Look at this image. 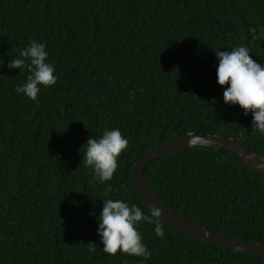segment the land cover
I'll list each match as a JSON object with an SVG mask.
<instances>
[{
    "label": "trees",
    "instance_id": "16d2710c",
    "mask_svg": "<svg viewBox=\"0 0 264 264\" xmlns=\"http://www.w3.org/2000/svg\"><path fill=\"white\" fill-rule=\"evenodd\" d=\"M251 27L257 36L264 28V0H0V264H264L262 254L198 240L161 218L163 238L155 224L137 225L148 259L109 256L98 234L103 199L150 215L132 169L173 136L231 137L264 156L252 113L224 103L216 75V50L246 46L264 65ZM33 40L57 77L36 102L16 91L29 71L7 67ZM112 129L129 143L101 183L83 153ZM144 177L188 220L264 243V172L234 153L191 146L149 161Z\"/></svg>",
    "mask_w": 264,
    "mask_h": 264
},
{
    "label": "clouds",
    "instance_id": "9594fccd",
    "mask_svg": "<svg viewBox=\"0 0 264 264\" xmlns=\"http://www.w3.org/2000/svg\"><path fill=\"white\" fill-rule=\"evenodd\" d=\"M249 30L252 41L264 40V28L260 29L259 36L255 27ZM249 53L246 46L233 47L230 51L216 50L219 61L217 82L222 87L227 86L223 92L224 103L238 104L245 115L252 113L253 132L264 135V65L252 59ZM48 55L45 45L33 40L20 52L18 58L7 63L9 69L18 68L23 71L26 68L29 71L26 83L17 87L16 91L24 93L34 102L37 101L40 86L48 88L57 82L54 67L46 62ZM26 60L30 62L26 63ZM3 66L4 60L0 57V67ZM128 143L119 129L105 130L99 139L90 137L86 141L83 161L86 168L93 169V179L104 183L113 178L119 166L118 157L128 147ZM107 191H111L110 185ZM103 201V208L98 217V234L102 239L103 252L109 256L122 252L129 256L150 258L152 253L143 244L137 225L141 222L155 224V234L163 238L164 227L160 223L163 209L159 206H150V215H147L135 204L129 206L119 199ZM88 244L89 251L94 253L96 244L94 242Z\"/></svg>",
    "mask_w": 264,
    "mask_h": 264
},
{
    "label": "water",
    "instance_id": "95a60500",
    "mask_svg": "<svg viewBox=\"0 0 264 264\" xmlns=\"http://www.w3.org/2000/svg\"><path fill=\"white\" fill-rule=\"evenodd\" d=\"M191 146H206L225 149L237 155L246 165L264 172V156L260 152L250 149L242 142L231 137L201 135L190 132L183 136H173L138 156L131 175L134 191L138 198H140L149 208L150 206L161 207L163 209V216L161 219L164 222L193 238L234 251L264 255V243L247 241L194 223L177 213L149 188L144 177V170L147 163L151 160L164 157L175 151Z\"/></svg>",
    "mask_w": 264,
    "mask_h": 264
}]
</instances>
